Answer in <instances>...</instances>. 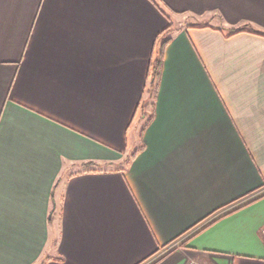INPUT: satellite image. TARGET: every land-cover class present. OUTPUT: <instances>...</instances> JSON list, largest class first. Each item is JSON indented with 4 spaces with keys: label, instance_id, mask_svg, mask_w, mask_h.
Returning <instances> with one entry per match:
<instances>
[{
    "label": "crops",
    "instance_id": "crops-1",
    "mask_svg": "<svg viewBox=\"0 0 264 264\" xmlns=\"http://www.w3.org/2000/svg\"><path fill=\"white\" fill-rule=\"evenodd\" d=\"M190 260L264 264V0H0V264Z\"/></svg>",
    "mask_w": 264,
    "mask_h": 264
},
{
    "label": "trees",
    "instance_id": "trees-1",
    "mask_svg": "<svg viewBox=\"0 0 264 264\" xmlns=\"http://www.w3.org/2000/svg\"><path fill=\"white\" fill-rule=\"evenodd\" d=\"M171 28V26H168L167 28H165L163 31L167 32L168 29ZM241 31H249V32H254V33H261L258 31H255L251 28H245V27H234L230 29L229 35L241 32ZM171 40V37H168L167 39H165L163 41V49H162V53L160 55H158L157 57L154 58V60H152L151 62V70H150V75L152 74L151 72L153 71V79L151 80V87L153 90V96H156L157 93V88H158V83H159V79H160V73H161V67H162V63H163V53H164V49L165 46L169 43V41ZM139 107V105H138ZM138 109V108H137ZM137 111V110H136ZM154 119V115L153 112L150 114L149 118L147 119V122L145 123V125L143 126L142 129V134L145 130V128L152 122V120Z\"/></svg>",
    "mask_w": 264,
    "mask_h": 264
},
{
    "label": "rangeland",
    "instance_id": "rangeland-1",
    "mask_svg": "<svg viewBox=\"0 0 264 264\" xmlns=\"http://www.w3.org/2000/svg\"><path fill=\"white\" fill-rule=\"evenodd\" d=\"M180 20V19H179ZM178 20V21H179ZM181 21H182V23H184V22H186V23H195V21H197L196 19H194V18H186V17H182L181 18ZM164 37H165V35L164 36H162V38L160 39V41H159V45H160V43H161V41L164 39ZM152 76H153V72H152ZM148 90L149 91H151L152 90V87H151V83H150V85L148 84ZM152 94H153V90H152ZM152 97H153V95H152ZM148 102H150L149 100H148V97L147 98H145L144 99V101L142 102V104H140L141 106V108H140V115L142 114V110H144V108H146L147 107V104H148ZM150 110V109H149ZM147 111V117H149V115H150V111Z\"/></svg>",
    "mask_w": 264,
    "mask_h": 264
},
{
    "label": "built area",
    "instance_id": "built-area-1",
    "mask_svg": "<svg viewBox=\"0 0 264 264\" xmlns=\"http://www.w3.org/2000/svg\"><path fill=\"white\" fill-rule=\"evenodd\" d=\"M186 264H201V263H199V262L196 261V260H190V261H188Z\"/></svg>",
    "mask_w": 264,
    "mask_h": 264
}]
</instances>
